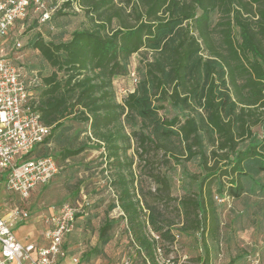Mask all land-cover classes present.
Returning <instances> with one entry per match:
<instances>
[{
	"label": "trees",
	"instance_id": "trees-1",
	"mask_svg": "<svg viewBox=\"0 0 264 264\" xmlns=\"http://www.w3.org/2000/svg\"><path fill=\"white\" fill-rule=\"evenodd\" d=\"M126 1L133 25L111 27L107 26L109 14L106 20L100 18L115 6L114 0H79L100 22L74 29L66 39L33 37L29 45L49 65V73L24 63L20 56L16 63L34 77L31 105L50 129L30 155L52 156L40 150L51 142L62 146L61 160L79 154L87 144L73 146L64 121L72 115L86 122L87 139L102 147L106 162L111 159L118 168L114 183L120 187L119 202L110 207L118 206L126 216L131 241L143 262L159 264L150 232L159 235V243L174 235L169 227L160 226L153 210L146 221L140 220L130 182L121 172L131 161L121 157L136 133L143 150L150 143L171 157L180 154L204 165L211 155L216 160L207 167V177H226V193L233 198L243 191L255 193V185L264 196V184L256 179L264 174V0ZM113 15L119 16V11ZM24 48L22 44L17 53ZM139 52L144 54L142 66L132 88L118 102L114 78L127 74L130 56ZM165 105L176 113L161 116L159 110ZM255 126L260 131H254ZM242 179H253V183L246 187ZM110 190L114 191L111 186ZM181 204L185 215L189 206L202 213L203 221L208 214L209 231L215 232L217 217L210 208L211 198L205 202L196 195L183 198ZM110 227L109 221L100 227V243L108 241ZM198 227L196 220L193 228ZM71 231L63 239L64 248Z\"/></svg>",
	"mask_w": 264,
	"mask_h": 264
},
{
	"label": "rangeland",
	"instance_id": "rangeland-1",
	"mask_svg": "<svg viewBox=\"0 0 264 264\" xmlns=\"http://www.w3.org/2000/svg\"><path fill=\"white\" fill-rule=\"evenodd\" d=\"M114 4V7L100 16L106 20L110 15L111 21L107 26L115 27L121 23L133 25L135 19L129 12L130 2L114 0ZM44 5L49 17L43 19L40 10L29 9L27 16L15 23L13 36L19 38L25 46L14 56H20L24 63L47 74L51 68L39 52L30 47L31 39L36 35L45 41L66 39L74 29L94 25L101 19H98L96 13L89 12L86 6H82L79 0H44ZM116 10L119 16L113 15ZM216 18L217 15H214V20ZM233 35L238 37L236 28ZM142 52L130 56L125 76L114 78L113 88L118 102L123 101L125 92L134 84V78L142 66ZM165 107L159 110L161 116L171 117L176 113L168 105ZM64 122L68 126L67 135L73 138V146L85 142L87 147L79 154L61 160L62 146L51 142L48 147L40 150L49 152L57 159L60 165L57 175L48 184L37 187L26 200L10 193L4 197L5 192H1L0 208L2 201H5L7 207L19 205L30 212V217L24 223L14 227L15 237L21 243L35 240L36 232L40 233L43 229L39 217L43 219L51 206L57 207L66 202L78 209L73 229L65 244L68 257H77L79 264H117L124 259L132 264H148L143 262L131 241L126 216L119 213L116 206L110 207L119 202L117 198L120 187L114 183L118 178V168L110 163L111 159L106 162L102 147L87 139L86 122L72 115ZM125 130L131 133L130 128L125 127ZM253 130L260 131L259 126L253 127ZM130 141L131 147L121 158L125 162L131 161V165L121 169V172L130 182V193L140 208V220L146 221L149 211L153 210L160 226L164 229L169 227L174 235L172 239L160 242L163 258H169V264H250L248 257L255 252L259 253V264H264V196L257 185L255 193L243 191L240 197L233 198L226 193V177H207V167L214 166L216 160L211 155L204 165L198 159H189L180 154L176 158L171 157L168 152L154 148L150 143L143 150L138 145L136 133L132 134ZM221 164L219 162L217 166ZM256 179L264 184L263 173ZM242 182L247 187L248 183H253V179H242ZM224 194L228 198L219 201L217 198ZM196 195L203 197L205 202L211 198L210 208H213L217 217L214 233L209 231L208 214L205 222L202 213L193 206L187 207L188 214H184L181 200ZM196 220L199 221L198 229L193 228ZM108 221L111 222L107 231L108 241L102 244L99 230ZM32 223H35L34 230L27 234L24 226Z\"/></svg>",
	"mask_w": 264,
	"mask_h": 264
},
{
	"label": "built area",
	"instance_id": "built-area-1",
	"mask_svg": "<svg viewBox=\"0 0 264 264\" xmlns=\"http://www.w3.org/2000/svg\"><path fill=\"white\" fill-rule=\"evenodd\" d=\"M31 6L42 12L43 19L49 17L44 0H0V194L4 191V197L10 193L21 200L30 197L37 187L48 184L59 170L52 156L30 155L50 129L32 108L30 85L34 77L16 63L19 56L14 55L22 42L17 37L11 40L10 33L15 21L25 17ZM226 198L228 195L224 194L217 199L222 202ZM116 208L123 213L118 206ZM77 212L74 205L66 202L57 207L51 206L43 219L39 217L43 225L39 236L33 241L21 243L13 229L24 223L30 217V212L19 205L7 207L2 201L0 264H64L68 255L63 239L73 229ZM150 235L156 241L153 251L156 261L169 264V258H162L159 235L152 231ZM69 259L70 264H79L77 257L70 256ZM248 260L250 264H259V253L250 255ZM117 264L132 262L124 259Z\"/></svg>",
	"mask_w": 264,
	"mask_h": 264
},
{
	"label": "crops",
	"instance_id": "crops-1",
	"mask_svg": "<svg viewBox=\"0 0 264 264\" xmlns=\"http://www.w3.org/2000/svg\"><path fill=\"white\" fill-rule=\"evenodd\" d=\"M38 219V218H37ZM34 227H35V223H32V224H30V225H28V226H24V228H25V231H26V233L27 234H31V232H33V230H34ZM27 234H25L24 236H29V235H27ZM37 235V236H36ZM36 238L39 236V233H37L36 232ZM70 259L69 258H67L66 259V261H65V264H70Z\"/></svg>",
	"mask_w": 264,
	"mask_h": 264
}]
</instances>
